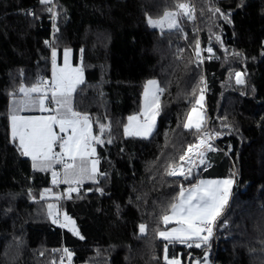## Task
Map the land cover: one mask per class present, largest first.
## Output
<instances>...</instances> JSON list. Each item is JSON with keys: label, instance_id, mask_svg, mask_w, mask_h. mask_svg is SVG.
Returning a JSON list of instances; mask_svg holds the SVG:
<instances>
[{"label": "trees", "instance_id": "trees-1", "mask_svg": "<svg viewBox=\"0 0 264 264\" xmlns=\"http://www.w3.org/2000/svg\"><path fill=\"white\" fill-rule=\"evenodd\" d=\"M193 2L194 19L182 17L181 31L162 32L148 18L189 0H0V264H62L64 249L72 253L70 264H166L167 242L158 233L181 186L233 173L216 243H177L171 253L180 252L182 264L207 250L214 264H264V0ZM52 48L59 58L71 50L83 69L73 109L111 125L96 146L97 181L78 186L71 199L63 185L52 184V171L33 168L9 131V100L21 86L51 77ZM150 79L165 88L156 126L146 138L125 136ZM200 89L209 131L220 133L211 141L215 151L206 152L204 165L192 155V175L170 176L182 163L189 167L179 158L198 143L200 133L183 125ZM93 134H99L96 123ZM45 189L51 193L41 199ZM49 203L75 221L79 235L52 222Z\"/></svg>", "mask_w": 264, "mask_h": 264}, {"label": "snow or ice", "instance_id": "snow-or-ice-1", "mask_svg": "<svg viewBox=\"0 0 264 264\" xmlns=\"http://www.w3.org/2000/svg\"><path fill=\"white\" fill-rule=\"evenodd\" d=\"M39 2L44 5H52L53 0H39ZM176 8L178 11L165 12L160 19L148 18L147 23L153 28H160L162 32L165 31V25L168 31H181L180 19L182 17L194 19L195 10L186 3H179ZM46 10L52 14V19L55 21L57 13L54 8L47 7ZM211 11L219 13L225 20H228V15L221 13L219 8L211 9ZM53 27L55 30V24ZM216 40L219 41L220 37L217 36ZM206 51L210 58H216L211 47ZM69 54L70 50L65 49L64 64L59 67L57 66V50L52 48L51 80L40 79L31 87L21 86L18 89L20 93H23V99L13 101L17 107L10 109V122L13 141L18 139L21 154L31 157L34 169L48 171L56 165L63 168L64 180L58 179L60 173L53 170L52 184L54 186L60 183L68 184L67 198L71 199L72 193L79 192L78 186L85 179L95 180L98 174L97 166L100 163L99 158L93 159L96 157V146L105 143L102 137L104 134L110 133L111 125L99 123L98 120L93 122L88 114H82L73 109L72 98L77 87L83 83V69L82 67H72L69 62ZM196 55L200 56L199 41L196 43ZM235 76L237 84L244 83L242 73L236 72ZM164 92L165 88H162L156 80H149L145 84L143 108L139 114L128 117V123L124 125L125 136L148 137L151 135L156 126V119L162 112L160 97ZM48 104H52L54 107L48 108L46 106ZM23 108H38L42 113L50 112L51 114L36 117L17 115L16 113ZM203 108L204 89H200V95L195 98V104L188 113L187 122L183 127L190 130L195 129L198 133L202 132V135L197 137L198 143L190 144L185 154L179 158L189 167L185 168L182 163L178 170L172 168L169 171L170 176L192 175V166H194L192 155L198 157L200 165H204L206 152L215 151L211 141L220 133L203 131V125L207 122ZM141 117H143V121H141ZM93 123L98 125L99 134H93ZM57 127L58 132L56 131ZM112 142L111 138L107 140L109 144ZM57 145L60 149L59 152L54 151ZM100 175L105 174L100 173ZM235 175L233 173L226 179L200 180L188 189L181 186L176 197L177 202L171 204L170 214L162 217L165 226H168L170 222H175L176 227L158 233L159 237L167 242L164 256L166 264H182L179 258L170 259L168 257L167 251L170 244L178 243L188 248L210 247L209 242L213 238L215 228L219 226L225 207L229 203L231 190L236 182ZM73 184H76L77 187H72ZM100 191L103 190L100 189ZM46 193H51V189H45L40 194L41 199L45 198ZM53 198L59 200L63 197L53 194ZM47 208L48 216L53 218V223H57L59 220L57 205L49 203ZM64 219L65 223L61 226L72 225V230L76 235H79V231L75 229V221L67 214ZM139 231L144 234L146 225H139ZM81 239H83L82 236ZM63 251L71 260L72 253L68 249ZM195 264H208L207 252H205L202 261L198 260Z\"/></svg>", "mask_w": 264, "mask_h": 264}, {"label": "crops", "instance_id": "crops-1", "mask_svg": "<svg viewBox=\"0 0 264 264\" xmlns=\"http://www.w3.org/2000/svg\"><path fill=\"white\" fill-rule=\"evenodd\" d=\"M68 50H69V49H68ZM63 56H64V50L62 51V54H61V57H60V58L57 56V63H58L59 65H61V66H62ZM51 77H52V69H51ZM51 77L49 78V81L51 80ZM150 80H154V79H150ZM148 81H149V80H147V82H148ZM147 82H146V83H147ZM146 83H145V84H146ZM144 86H145V85H144ZM30 87H31V86H30ZM33 95H35V94H33ZM21 99H23V93H20V95L11 98V99L9 100V103H8V112H9V131H10V135H11L10 109H14V108L17 107V105L13 103L14 100L19 101V100H21ZM143 102H144V97H142V100H141V108H140V110H139V112H138L137 114H139V113L141 112V110H142V108H143ZM46 106H47L48 108H52V107H53L52 104H48V105H46ZM190 111H191V110H190ZM16 114H17V115H20V116H24V117H36V116H41V115L47 116V115H50L51 113H50V112H43V113H42L38 108H23L21 111L17 112ZM137 114H136V115H137ZM141 121H143V119H141ZM186 122H187V118H186ZM56 131H57V132L59 131L58 127H57ZM61 135H63V133H61ZM11 137H12V136H11ZM139 137H142V136H139ZM142 138H146V137H142ZM16 141H17L18 144H19L18 139H17ZM54 151H56V152H59V151H60L58 145L55 147ZM25 157L29 158V159L31 160V162H32L31 157H29V156H25ZM93 159H95V157H93ZM32 164H33V162H32ZM36 170H38V169H36ZM53 170H54V168H53V169H50V170H48V171H53ZM59 173H60V180L63 181V180H64L63 170L60 171ZM97 178H98V174L96 175L95 180L85 179L83 182H85V183L96 182V181H97ZM217 179H226V178H201V179L198 180V182H199L200 180H217ZM198 182H197V183H198ZM85 183H83V184H85ZM60 184L63 185V186H65L66 189L69 187L68 184H65V183H60ZM65 188H64V190H65ZM170 211H171V210H170ZM167 214H170V212L167 213ZM167 214H166V215H167ZM171 227H176L175 222H170V224H169L168 226H165L161 231H164V230L170 229ZM159 232H160V231H159ZM158 236H159V235H158ZM159 238H160L161 240H163L161 237H159ZM163 241H164V240H163ZM165 242H166V241H165ZM206 252H207V254H208V264H210V262H211V260H210V251L207 250ZM168 253H169V252H168ZM169 254H172L175 258H179V259L181 260V258H180V252H179V253H176V254H175V253H169ZM204 255H205V252H204V254L202 255L201 258H195V259H192V260L189 262V264H195V262L198 261V260L202 261V258L204 257ZM174 257H173V258H174Z\"/></svg>", "mask_w": 264, "mask_h": 264}, {"label": "built area", "instance_id": "built-area-1", "mask_svg": "<svg viewBox=\"0 0 264 264\" xmlns=\"http://www.w3.org/2000/svg\"><path fill=\"white\" fill-rule=\"evenodd\" d=\"M189 6L190 7H193L194 8V13H193V15H194V17H196V14H197V10H196V6H195V3L193 2V0H189ZM45 79V78H44ZM53 107H54V105H52ZM138 112H134V115H136ZM206 117V127H205V129L203 130V131H207V132H210L209 131V124H208V118H207V116H205ZM200 135H202V132L200 133ZM213 141V140H212ZM63 170V168L60 166V165H56L55 167H54V171H56V172H60V171H62ZM72 186H76V184H73ZM58 209V208H57ZM58 211V213H59V220H58V222L56 223L57 225H59L60 227H62L61 225L62 224H64L65 223V219L63 218V216H62V211L60 210V209H58L57 210ZM212 241H214L215 243H216V231H214V235H213V238L211 239V241L210 242H212ZM170 246H171V248L169 247V250H168V252L169 253H171L173 250H174V248H175V246L174 245H171L170 244ZM185 248H188V247H186L185 245H183ZM195 248V247H194ZM63 258V259H62ZM213 258V257H212ZM59 259H60V261H61V263L62 264H70V260L68 259V257L65 255V253H64V251H62V252H60V254H59ZM210 264H214V262H213V260L211 259V262H210Z\"/></svg>", "mask_w": 264, "mask_h": 264}, {"label": "rangeland", "instance_id": "rangeland-1", "mask_svg": "<svg viewBox=\"0 0 264 264\" xmlns=\"http://www.w3.org/2000/svg\"><path fill=\"white\" fill-rule=\"evenodd\" d=\"M164 16V15H163ZM163 16H161V17H158V18H151V19H160V18H162ZM157 29H159L160 30V28H157ZM165 29H166V25H165ZM69 62L71 63V65H72V67H80L79 65H75L73 62H72V51L70 50V54H69ZM63 64H64V56H63V60H62V66H63ZM57 66H59V67H62L61 65H59L58 63H57ZM82 78H83V74H82ZM44 80H48L49 81V78L48 77H46ZM30 87V86H29ZM143 93H144V89H143ZM143 93H142V96H141V100H142V97H143ZM191 110V109H190ZM139 112V111H138ZM190 112V111H189ZM205 112V109L203 108V113ZM204 115H205V113H204ZM188 116V115H187ZM141 119H143V117H141ZM128 123V120H127V122H126V124ZM205 127H206V123H205ZM204 127V128H205ZM204 130V129H203ZM150 136V135H149ZM180 168V167H179ZM178 168V169H179ZM59 173V172H58ZM58 179H60V175L57 177ZM52 179H53V177H52ZM83 183H85V182H83ZM82 183V184H83ZM82 184H80L79 186H81ZM72 186V185H71ZM234 186V185H233ZM73 187V186H72ZM64 188H65V186H64ZM233 188V187H232ZM68 189V188H67ZM67 189L65 188V191H67ZM56 205V204H55ZM56 210H58V209H56ZM62 216H63V218L65 217V213H62ZM72 219V218H71ZM72 225H69L68 226V228H70L71 230H72ZM75 229H76V227H75ZM165 249H164V256H165ZM167 255H168V257L171 259V258H173L174 256L172 255V254H169L168 253V251H167ZM163 256V257H164Z\"/></svg>", "mask_w": 264, "mask_h": 264}]
</instances>
